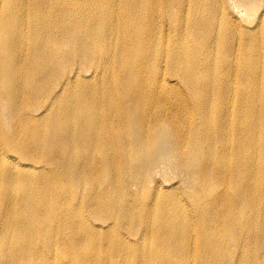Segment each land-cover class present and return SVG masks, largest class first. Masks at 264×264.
<instances>
[{"label":"bare ground","instance_id":"1","mask_svg":"<svg viewBox=\"0 0 264 264\" xmlns=\"http://www.w3.org/2000/svg\"><path fill=\"white\" fill-rule=\"evenodd\" d=\"M0 264H264V0H0Z\"/></svg>","mask_w":264,"mask_h":264},{"label":"rangeland","instance_id":"2","mask_svg":"<svg viewBox=\"0 0 264 264\" xmlns=\"http://www.w3.org/2000/svg\"><path fill=\"white\" fill-rule=\"evenodd\" d=\"M233 9H235L237 12L238 11H240V12H243L241 9H239V7H237L235 4H233ZM168 178H170V176L169 177H166V179H168Z\"/></svg>","mask_w":264,"mask_h":264}]
</instances>
